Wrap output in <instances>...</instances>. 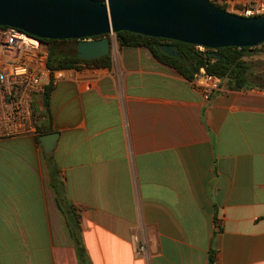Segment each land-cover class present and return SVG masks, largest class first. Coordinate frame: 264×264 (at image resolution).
<instances>
[{
    "label": "crops",
    "instance_id": "1",
    "mask_svg": "<svg viewBox=\"0 0 264 264\" xmlns=\"http://www.w3.org/2000/svg\"><path fill=\"white\" fill-rule=\"evenodd\" d=\"M109 54L51 69L38 134L0 137V264H208L211 251L214 264H264V87L224 81L204 99L146 47L115 40ZM40 128L57 133L50 154Z\"/></svg>",
    "mask_w": 264,
    "mask_h": 264
},
{
    "label": "water",
    "instance_id": "2",
    "mask_svg": "<svg viewBox=\"0 0 264 264\" xmlns=\"http://www.w3.org/2000/svg\"><path fill=\"white\" fill-rule=\"evenodd\" d=\"M6 25L43 40L72 39L76 56L86 60L109 54L121 30L207 47L212 56L220 47L264 42V13L246 17L208 0H0V26ZM160 49L178 55L171 42ZM56 139V132L39 137L45 154Z\"/></svg>",
    "mask_w": 264,
    "mask_h": 264
},
{
    "label": "built area",
    "instance_id": "3",
    "mask_svg": "<svg viewBox=\"0 0 264 264\" xmlns=\"http://www.w3.org/2000/svg\"><path fill=\"white\" fill-rule=\"evenodd\" d=\"M226 10L242 16L264 13V0H220ZM203 50V46H198ZM49 45L17 27L0 26V137L37 135L42 121L43 95L52 83L48 66ZM225 79L208 73L204 67L193 85L204 99L219 92ZM135 252L149 255V242L142 225L132 234Z\"/></svg>",
    "mask_w": 264,
    "mask_h": 264
},
{
    "label": "trees",
    "instance_id": "4",
    "mask_svg": "<svg viewBox=\"0 0 264 264\" xmlns=\"http://www.w3.org/2000/svg\"><path fill=\"white\" fill-rule=\"evenodd\" d=\"M211 3L226 10V5L220 0H208ZM115 40L118 46H143L150 50L153 56L161 63L175 69L188 80H193L199 73V69L204 67L208 73L215 74L223 79L231 88H249L254 85L264 87L263 85L251 84L248 82V76L251 73V64L244 57L255 49L254 47H220L217 48V56L210 55L212 49L204 47L203 50L198 45L170 41L165 38L151 37L139 33L121 30L115 33ZM49 45L48 66L50 69L60 68H81L84 66H109L110 54L94 59H81L76 56L75 41L72 39H44ZM171 42L178 50V55L171 56L161 51V46ZM68 44L66 50H58L56 45ZM263 43V42H262ZM51 86H47L45 94L48 97ZM47 116L48 113L46 114ZM39 136L44 133L39 129ZM50 157V155H47ZM49 186L55 194V200L61 212L67 216V225L71 236L73 237L81 260L84 262L83 245L79 236L78 215L71 206L64 207V184L58 177L57 168L49 161ZM208 264H214V254L209 253Z\"/></svg>",
    "mask_w": 264,
    "mask_h": 264
},
{
    "label": "rangeland",
    "instance_id": "5",
    "mask_svg": "<svg viewBox=\"0 0 264 264\" xmlns=\"http://www.w3.org/2000/svg\"><path fill=\"white\" fill-rule=\"evenodd\" d=\"M58 50H66L68 44L56 45ZM244 59L251 64V73L248 76V82L256 85L264 86V42L255 46Z\"/></svg>",
    "mask_w": 264,
    "mask_h": 264
}]
</instances>
